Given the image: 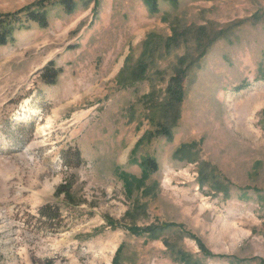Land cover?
Masks as SVG:
<instances>
[{
	"label": "rangeland",
	"instance_id": "374dc122",
	"mask_svg": "<svg viewBox=\"0 0 264 264\" xmlns=\"http://www.w3.org/2000/svg\"><path fill=\"white\" fill-rule=\"evenodd\" d=\"M73 2L45 1L46 25L22 12L0 46V264H264V0ZM175 26L216 39L139 69ZM184 56L181 116L145 139L160 115L145 95L164 101Z\"/></svg>",
	"mask_w": 264,
	"mask_h": 264
},
{
	"label": "trees",
	"instance_id": "16d2710c",
	"mask_svg": "<svg viewBox=\"0 0 264 264\" xmlns=\"http://www.w3.org/2000/svg\"><path fill=\"white\" fill-rule=\"evenodd\" d=\"M48 1L50 3V6L58 5L61 7V9L65 10L66 13H71L75 10V7L77 6L76 3L73 2V0H42L41 2H38V10L31 11L30 7H26L25 9H19L13 13H6L0 15V46L7 44L8 42L12 41L14 39L15 32L20 28L22 25L20 18V15L22 12H25V16L29 20H31L34 23H40L42 25L47 24L48 19V12L47 7L44 2ZM145 4L148 6L151 12L158 13L161 9V2H168L173 6H177L180 4V0H143ZM216 34L214 32H207L206 28L200 27L197 30L191 28V27H183L178 28V26H175L172 29V34L168 36L164 41H161L159 38L155 40L153 34L149 35V37L144 41L143 43V55L145 58L139 65V69L142 70L144 68H147L149 65V60L152 58L153 54L155 52L158 53V51L163 50V52L158 56H164L166 51H169L171 48H176L181 46L183 43H185L189 38H192L195 42V47L199 51V57L201 58L203 55H205L207 48L209 45L215 41ZM188 60V56L180 57L178 59V64L175 68V73L171 77L168 87L166 89V99L164 101H161L159 104L157 102L158 98L154 92H149L145 95V98L150 102L152 106L155 108L158 106L160 110V115L158 114L159 120L155 123L156 130L148 132L145 139L151 140L155 136H170L171 135V129L175 125L176 121L181 116V109L180 104L182 103V100L184 98V85L183 81L186 76V72L189 68V64L183 68L180 65H183L185 63V60ZM49 66H47L48 68ZM55 74V73H54ZM161 117V119H160ZM154 122V119L152 120ZM143 166L145 170L155 172L158 170L159 166L155 159L153 158H147L143 161ZM204 165V170H205ZM203 177V175L201 174ZM204 179L209 178L208 175L203 177ZM203 182V181H202ZM111 225H113V221H110ZM155 229L154 227H148L145 229V232H149ZM131 233L133 234H139L140 229L138 227H130ZM143 230V229H141ZM201 249L205 252L206 255L210 256V251L206 250L204 245L200 243ZM180 257L182 260H184L187 264H191L190 258L186 254H181Z\"/></svg>",
	"mask_w": 264,
	"mask_h": 264
}]
</instances>
